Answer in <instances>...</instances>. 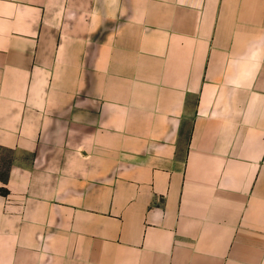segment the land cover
<instances>
[{
  "label": "crops",
  "instance_id": "crops-1",
  "mask_svg": "<svg viewBox=\"0 0 264 264\" xmlns=\"http://www.w3.org/2000/svg\"><path fill=\"white\" fill-rule=\"evenodd\" d=\"M0 264H264V0H0Z\"/></svg>",
  "mask_w": 264,
  "mask_h": 264
},
{
  "label": "trees",
  "instance_id": "trees-1",
  "mask_svg": "<svg viewBox=\"0 0 264 264\" xmlns=\"http://www.w3.org/2000/svg\"><path fill=\"white\" fill-rule=\"evenodd\" d=\"M0 192H1L2 194H4V193H5V190H0Z\"/></svg>",
  "mask_w": 264,
  "mask_h": 264
}]
</instances>
